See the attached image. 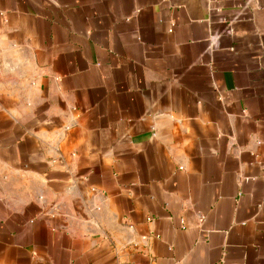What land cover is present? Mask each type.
I'll use <instances>...</instances> for the list:
<instances>
[{
  "label": "crops",
  "instance_id": "0c3cea01",
  "mask_svg": "<svg viewBox=\"0 0 264 264\" xmlns=\"http://www.w3.org/2000/svg\"><path fill=\"white\" fill-rule=\"evenodd\" d=\"M0 264H264V0H0Z\"/></svg>",
  "mask_w": 264,
  "mask_h": 264
},
{
  "label": "built area",
  "instance_id": "2783aa9c",
  "mask_svg": "<svg viewBox=\"0 0 264 264\" xmlns=\"http://www.w3.org/2000/svg\"><path fill=\"white\" fill-rule=\"evenodd\" d=\"M172 29V28H171Z\"/></svg>",
  "mask_w": 264,
  "mask_h": 264
}]
</instances>
